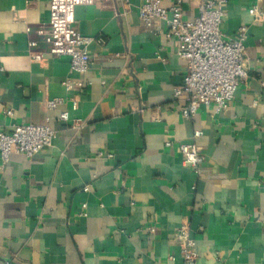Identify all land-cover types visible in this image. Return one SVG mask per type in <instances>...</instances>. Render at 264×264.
Returning a JSON list of instances; mask_svg holds the SVG:
<instances>
[{
    "label": "crops",
    "instance_id": "0c3cea01",
    "mask_svg": "<svg viewBox=\"0 0 264 264\" xmlns=\"http://www.w3.org/2000/svg\"><path fill=\"white\" fill-rule=\"evenodd\" d=\"M143 2L77 7L75 27L94 37L79 72L38 34L51 0H0V130L48 122L58 131L51 147L0 164V264H184L173 240L183 223L196 264H264V18L253 13L264 0L227 3L222 29L232 38L247 28L249 75L227 110L202 105L192 119L174 98L187 62L165 21H141ZM197 15L198 0H184V18ZM50 99L61 102L50 109ZM179 143L201 147V175Z\"/></svg>",
    "mask_w": 264,
    "mask_h": 264
},
{
    "label": "built area",
    "instance_id": "2783aa9c",
    "mask_svg": "<svg viewBox=\"0 0 264 264\" xmlns=\"http://www.w3.org/2000/svg\"><path fill=\"white\" fill-rule=\"evenodd\" d=\"M101 0H51L49 28L38 30L45 49L53 56H68L71 71L84 72L90 67L92 55L89 45L94 37L81 34L75 27L76 9L81 5H91ZM128 2V0H126ZM229 0H198V15L194 19L183 16L184 0H172L169 7L161 0H144L139 7V18L148 29L154 27L156 19L166 23L165 35L174 38L178 55L186 60L187 71L182 82L174 90V98L180 102L184 118L192 119L200 106L213 105L215 113L228 109L240 83L249 75L246 53L247 28L241 27L235 37L225 36L222 24L227 14ZM255 19H263L264 12L253 7ZM101 42L104 39L100 38ZM31 56L35 61L44 59L43 53L34 50L37 42L30 43ZM70 86V84H66ZM61 101L50 99L46 106L57 107ZM12 115L11 110L6 111ZM61 119L68 121L69 113H62ZM202 131H196L200 137ZM58 137V131L48 122L35 124H15L10 130H0V164L5 166L12 154L18 153L29 158L51 147ZM167 140L165 146H174ZM178 149L183 163L191 167L196 175H201L205 155L197 143H179ZM98 157H112L111 153L99 152ZM80 216L86 215L87 205ZM154 233V226L149 227ZM179 247L184 264H196L198 253L196 240L188 224L183 223L173 237Z\"/></svg>",
    "mask_w": 264,
    "mask_h": 264
}]
</instances>
